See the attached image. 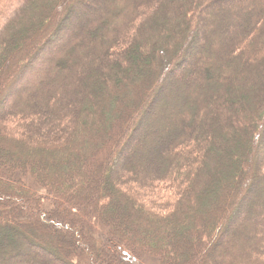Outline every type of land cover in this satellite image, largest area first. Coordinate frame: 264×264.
<instances>
[{"label":"trees","instance_id":"obj_1","mask_svg":"<svg viewBox=\"0 0 264 264\" xmlns=\"http://www.w3.org/2000/svg\"><path fill=\"white\" fill-rule=\"evenodd\" d=\"M82 3L0 0V264H264V0Z\"/></svg>","mask_w":264,"mask_h":264},{"label":"rangeland","instance_id":"obj_2","mask_svg":"<svg viewBox=\"0 0 264 264\" xmlns=\"http://www.w3.org/2000/svg\"><path fill=\"white\" fill-rule=\"evenodd\" d=\"M217 6H219V4ZM85 7L86 8L87 7L88 8H91L93 10V12L90 9L89 10H86V9L84 10L83 8H85ZM97 7H98L97 6V0H83V3L80 6L77 7V10L74 11V13H76L75 14V16H76L75 19H77L80 16L83 17L84 15H86V13H90V14L95 13L94 9H97ZM67 28H68V26H67ZM70 30L71 29L68 28V30H67L66 33H69L68 31H70ZM62 37L58 40V42L59 41L61 42L63 40ZM195 45L197 47V42H196ZM193 50H190V51L192 52V55L195 56V50L196 49L194 48ZM33 56L36 57L35 54H33ZM46 56L43 57V59H41V60L39 58L38 61L43 63L44 62V59L45 60L47 59ZM22 68H23L22 73H20L18 76L17 75L16 76L14 75L12 77V79L7 82V84L5 86V90H6V93H7L5 97L8 100L11 99L12 96L14 97V95L17 92H19L23 88V85L28 81V80H26V77L28 76V75L26 76V73L32 75L33 73H37L38 70H40V69H38V67H37L36 64L34 66H31L29 60L27 61V64L26 63L23 64V67ZM21 75L24 76V79L25 80H22L21 81V79L20 80L18 79ZM167 80L164 81V86L169 87L171 84L169 85V83H168ZM163 95H164V93H162V89H161L159 91V93H158V97L155 99V102L156 103L154 104V106L156 104L161 103V101H162L161 98L163 97ZM150 110H151V108H150ZM154 111H155L154 109L152 110V112L147 111L146 115L143 116V117L141 115V118H140L139 124H138L139 126L136 128L135 133L133 134L132 138H130L126 142V144L123 146V148L121 149V154L122 155L123 154H126V155L130 156V161L132 162L133 168L136 167V168L141 169V166L145 163L144 160L146 158L148 159L149 162L151 161V154H150V152L153 150V146L152 145H153V143H156L157 138H159V136L157 135V130H158V124H156L157 117L153 116V114H154L153 112ZM261 142H263V145L262 146L264 147V141L261 140ZM145 164H147V163H145ZM263 187H264V183L258 182V183H253V185H250V188L245 189L244 197L241 198L240 201L238 202V205L241 208L239 210L238 214H237L238 217L235 218V219H232V221L228 224L229 226L225 229V232L223 234L228 235L233 230H235V226L237 224H239L240 218H242L243 215H244V209L247 208V205H248L247 204V201L249 200V198L252 199L251 198L252 195H254V193L257 192V190H259V189H261ZM259 192H262V189H261V191L259 190ZM263 192H264V190H263ZM162 199L163 198L160 196L159 202H161L160 200H162ZM253 211H254V213H257V209H254ZM58 215L59 216L61 215L60 212H58ZM60 218H62V220L64 221L63 223H66L69 227L72 226L71 225V220L68 218V215L67 214L62 213V215L60 216ZM74 222L78 223V222H80V219L78 217H75L74 218ZM49 228L51 229V231L54 230V228L51 227V226ZM44 229H45V227H44ZM75 229L76 228H72V230H71L70 233H72V236L74 237L73 240L76 239V241L79 242V239H77L75 237V233H74ZM245 230H247V229L245 228ZM84 231H82V234L89 237V235H90L89 232H84ZM62 234H64V231L62 229L52 231V235H55V236L62 235ZM247 234H248V232H247ZM237 239H240V238L237 237ZM237 239L235 240L236 242H237ZM103 240L104 239L102 237L101 238H98V240L95 243H97L98 241L101 242ZM32 253L34 254L33 251H29L28 250L24 254L31 255ZM26 257H28V256H26ZM43 257L49 259V257H47V256H43ZM152 258H155V256H151V255L149 256L148 255L147 257L138 258V261L140 263H142V264H157L155 262V260H152ZM114 260L117 261V256L114 258ZM48 262H46V264ZM12 263L13 264L18 263V259L12 260Z\"/></svg>","mask_w":264,"mask_h":264}]
</instances>
